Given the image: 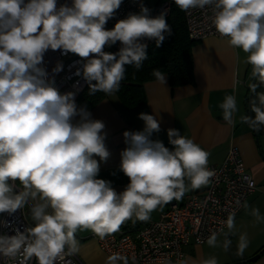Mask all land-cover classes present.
Instances as JSON below:
<instances>
[{"label": "clouds", "instance_id": "clouds-1", "mask_svg": "<svg viewBox=\"0 0 264 264\" xmlns=\"http://www.w3.org/2000/svg\"><path fill=\"white\" fill-rule=\"evenodd\" d=\"M122 0H0V214L12 215L26 205L35 222L15 235L0 234V258L29 264H71L66 259L79 254L78 231L89 230L100 239L120 231L135 218L150 220L151 213L191 191L207 186L215 175L208 167L210 152L179 130H167L173 150L153 140L160 122L155 115L140 113L141 131H124L127 147L121 152L120 171L129 179L122 192L112 182L97 178L99 162L107 161L105 124L94 119L87 105H77L75 93H61L48 79L44 56L48 50L85 59L82 76L89 95L119 91L125 65L139 70L147 59V44L160 47L171 28L162 13L151 16L140 5L111 30L105 25ZM184 12L210 8V25L227 44L246 54L251 66L250 101L254 118L241 116L242 123L260 133L264 128V0H174ZM120 42L116 53L105 46ZM58 62L54 73L62 70ZM77 76L81 71L76 72ZM161 84L165 74L153 70ZM93 81L95 83H93ZM235 86V85H234ZM222 117L234 124L238 111L235 95H226L219 105ZM17 183L20 187L17 186ZM239 203V202H238ZM248 209L247 203L243 205ZM249 214L264 223L260 209ZM0 223H3L0 221ZM206 243L228 251L237 235L235 212L231 211ZM225 228L227 231H225ZM223 235L221 242L218 237ZM246 232L238 234L237 255L249 246ZM105 264H129L114 252ZM160 264H218L215 256L194 259L180 255Z\"/></svg>", "mask_w": 264, "mask_h": 264}, {"label": "crops", "instance_id": "crops-1", "mask_svg": "<svg viewBox=\"0 0 264 264\" xmlns=\"http://www.w3.org/2000/svg\"><path fill=\"white\" fill-rule=\"evenodd\" d=\"M192 57L195 85L172 90L168 77L165 76L164 84L159 81L144 84L147 99L144 105L126 108L117 93H114L105 94L103 100L90 111L94 119L105 124V144L110 152L107 161H100L99 157H95L100 169L97 178L111 181L118 193L129 183L119 167L121 152L127 147L123 133L143 130L144 122L138 118L140 113L156 116L161 130L153 133L152 139L162 141L170 150H173V146L168 141L167 130L174 128L210 152L209 168L220 166L228 156L229 149L237 147L257 189L246 201L248 209L243 207V211L235 219L237 235L230 237L232 245L226 258L218 260V264H264V223H257L249 214L250 209L256 207L264 215V138L259 139L258 145L252 129L240 120L241 116L247 115V97L251 92L249 83H253L254 79H250L251 66L245 63L246 54L230 47L227 38H208L199 42L193 49ZM226 95L236 96L238 111L233 117L234 124L223 120L219 107ZM208 187L209 184L185 195L205 191ZM180 201L174 200L162 209L152 212L148 221H158L171 203ZM143 223L145 222L133 218L122 226H141ZM241 232H246L250 241L242 256L237 255V239ZM92 235L89 230L78 231V255L85 264H105L108 255L101 252L96 241L91 239ZM218 239L222 242L223 235ZM207 248H210L207 243H191L184 248L185 256L194 259L207 258ZM257 255L259 259L252 262ZM129 264L132 263L129 261Z\"/></svg>", "mask_w": 264, "mask_h": 264}, {"label": "built area", "instance_id": "built-area-1", "mask_svg": "<svg viewBox=\"0 0 264 264\" xmlns=\"http://www.w3.org/2000/svg\"><path fill=\"white\" fill-rule=\"evenodd\" d=\"M64 3L71 4V0H58V4ZM141 4L150 9L151 16L163 13L166 19L170 17L174 7H177L174 0H161L155 6L144 0H122L120 8L107 21L105 28L111 30L119 20L125 19L130 13H139ZM184 15L188 36L192 42L198 44L208 38L225 39L210 25V8L193 9L184 12ZM142 43H146L148 48L155 44V40L145 39ZM119 48L120 42L117 41L115 45L105 46L103 50L116 53ZM58 62L62 63V70L54 73L52 70ZM84 63L85 59L76 54L63 55L61 50H48L43 66L48 72V79L54 80L59 92H74L77 103L88 88V83L82 76ZM78 70L81 71L80 76L76 75ZM225 158L220 166L210 168L214 170L215 175L211 178L208 189L185 195L180 202L171 203L158 221H147L141 226H121L119 232L103 240L94 234L91 239L96 241L101 252L108 256L118 252L126 256L132 264L160 263L165 257L175 261L180 255L185 256L184 248L191 243H206L210 233L221 226L220 221L226 220L229 212L234 211L236 219L243 211L247 199L257 189L256 182L246 169L237 147H231ZM17 186L20 187L18 183ZM28 210L31 216L30 205L18 209L12 215L0 214V221L3 222L0 223V234L11 236L17 231L23 232L27 227L33 226ZM66 259L70 260L71 264H85L78 254ZM0 264L17 262L0 258ZM29 264H37L35 258Z\"/></svg>", "mask_w": 264, "mask_h": 264}, {"label": "trees", "instance_id": "trees-1", "mask_svg": "<svg viewBox=\"0 0 264 264\" xmlns=\"http://www.w3.org/2000/svg\"><path fill=\"white\" fill-rule=\"evenodd\" d=\"M184 12L174 7L170 17L166 19L171 28V35L166 38L160 47L151 45L146 49L147 59L137 70L132 65H125V78L117 91L118 98L126 108L144 105L147 101L144 84L157 81L153 70L158 69L168 77L172 90L179 87L195 85L193 49L196 45L189 39ZM93 83H95L93 81ZM257 92H264V86H259ZM89 86L80 96L77 105H87L91 111L105 97V93L96 92L89 95ZM250 94V93H249ZM254 98V94H253ZM249 95L247 97V116H249ZM255 113H253L254 118ZM250 117V116H249ZM256 139L264 138V128L256 132Z\"/></svg>", "mask_w": 264, "mask_h": 264}, {"label": "rangeland", "instance_id": "rangeland-1", "mask_svg": "<svg viewBox=\"0 0 264 264\" xmlns=\"http://www.w3.org/2000/svg\"><path fill=\"white\" fill-rule=\"evenodd\" d=\"M144 1L146 3H148L149 5H151V6H155V5H158V3L161 0H144ZM106 52H110V50H107ZM28 214H29L28 216L30 217L31 221L33 223H35L32 220V217L30 216V211L29 210H28ZM227 254H228V251H224V249L222 247H215V248L210 247V248H207L206 249V255H207V257H209V256H215L217 258V260L226 258Z\"/></svg>", "mask_w": 264, "mask_h": 264}, {"label": "water", "instance_id": "water-1", "mask_svg": "<svg viewBox=\"0 0 264 264\" xmlns=\"http://www.w3.org/2000/svg\"><path fill=\"white\" fill-rule=\"evenodd\" d=\"M253 83H257V81H256L255 79H253ZM249 93H250V96H249V105H248V106H249V116H250V117H253V112L251 111V107H250V101L253 99V93H252V92H249ZM252 131H253V130H252ZM253 132H254L255 136L257 137L256 132H255V131H253ZM259 142H260V141H259V139L257 138V142H256V143H257L258 145H260ZM258 256H259V255H257L256 257H253V259H252L251 261H252V262L257 261V260L259 259Z\"/></svg>", "mask_w": 264, "mask_h": 264}]
</instances>
